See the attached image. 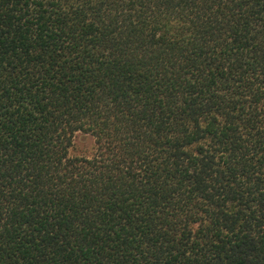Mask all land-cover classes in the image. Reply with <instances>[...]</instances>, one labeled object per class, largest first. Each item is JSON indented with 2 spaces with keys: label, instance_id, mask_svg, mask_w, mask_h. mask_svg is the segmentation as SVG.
Returning a JSON list of instances; mask_svg holds the SVG:
<instances>
[{
  "label": "trees",
  "instance_id": "16d2710c",
  "mask_svg": "<svg viewBox=\"0 0 264 264\" xmlns=\"http://www.w3.org/2000/svg\"><path fill=\"white\" fill-rule=\"evenodd\" d=\"M0 264H264V0H0Z\"/></svg>",
  "mask_w": 264,
  "mask_h": 264
},
{
  "label": "rangeland",
  "instance_id": "374dc122",
  "mask_svg": "<svg viewBox=\"0 0 264 264\" xmlns=\"http://www.w3.org/2000/svg\"><path fill=\"white\" fill-rule=\"evenodd\" d=\"M95 150L94 137L85 132H78L70 148L71 155H90Z\"/></svg>",
  "mask_w": 264,
  "mask_h": 264
}]
</instances>
